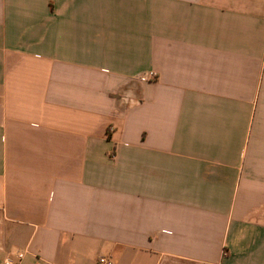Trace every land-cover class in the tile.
Segmentation results:
<instances>
[{"label": "crops", "instance_id": "0c3cea01", "mask_svg": "<svg viewBox=\"0 0 264 264\" xmlns=\"http://www.w3.org/2000/svg\"><path fill=\"white\" fill-rule=\"evenodd\" d=\"M18 251L264 264V0H0V260Z\"/></svg>", "mask_w": 264, "mask_h": 264}, {"label": "built area", "instance_id": "2783aa9c", "mask_svg": "<svg viewBox=\"0 0 264 264\" xmlns=\"http://www.w3.org/2000/svg\"><path fill=\"white\" fill-rule=\"evenodd\" d=\"M151 77L152 79H156L157 75L155 73H152ZM25 257H26L25 252L18 251L0 260V264H22ZM98 261L99 264H114V260L106 256H101ZM38 264H43V263L39 262Z\"/></svg>", "mask_w": 264, "mask_h": 264}]
</instances>
